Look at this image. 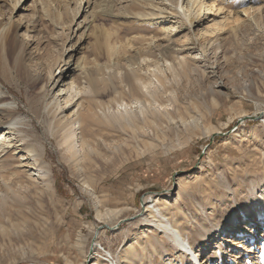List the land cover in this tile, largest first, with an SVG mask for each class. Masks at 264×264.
Returning <instances> with one entry per match:
<instances>
[{
    "label": "rangeland",
    "instance_id": "rangeland-1",
    "mask_svg": "<svg viewBox=\"0 0 264 264\" xmlns=\"http://www.w3.org/2000/svg\"><path fill=\"white\" fill-rule=\"evenodd\" d=\"M247 2L243 26L203 40L198 30L211 18L189 27L182 0H0V24L17 25L15 41L24 46L15 66L0 41L7 69L0 108L17 107L13 117L0 112V169L19 172L15 189L27 192L31 183L36 192L21 204L17 227L6 225L12 239L0 238V264H264V0ZM160 15L165 22L152 23ZM62 45L61 56L44 54ZM162 45L171 48L166 57ZM51 58L49 79L43 65ZM85 99L105 121L121 101L135 114L165 106L174 119L157 136L133 141L126 129L120 141L103 143L87 182L80 129L71 123ZM62 126L75 131L76 156L61 144ZM142 140L155 146L146 151ZM12 179L0 178V197ZM147 197L194 256L158 227L138 234L148 226L140 216H151ZM112 209L122 215L109 226L97 214ZM243 223L250 228L236 231Z\"/></svg>",
    "mask_w": 264,
    "mask_h": 264
},
{
    "label": "bare ground",
    "instance_id": "bare-ground-1",
    "mask_svg": "<svg viewBox=\"0 0 264 264\" xmlns=\"http://www.w3.org/2000/svg\"><path fill=\"white\" fill-rule=\"evenodd\" d=\"M81 1L82 0H76V3L80 4ZM247 1L248 0H182L180 7H181V12L183 14V17L185 21L188 22L189 27L192 24H194V22L199 23L202 19L211 18L208 20L210 23L207 26L201 27L197 33L199 38H202L203 40H209L217 33L226 31L227 28L225 27L230 26L232 23L234 25L240 24L239 27L243 26V24H241L243 21L242 19L244 18L247 10L249 9ZM17 2L18 0H15V3L13 4H17ZM130 5L132 7H138V4L135 2H132ZM175 12L178 13L177 10ZM98 15L96 13H93L92 19H94L95 16H98ZM174 15L176 14L174 13ZM173 16L170 15L169 17H173ZM165 17H168V15L161 16L160 18L158 17L160 20L156 19L154 22L152 21V23H154L155 25L163 24L165 22V19H164ZM8 21L9 22L0 24L1 45L5 47V55L14 57L13 60H14L15 66H21L22 65V52L24 51V46L21 43H17L15 41L16 35H15L14 28L17 29V25H13V22L11 20H8ZM157 27L159 28V30H165L163 26H160V27L157 26ZM231 32H235V28L232 29ZM190 44L195 45V40L192 39ZM159 49L162 52V54L166 57L168 56V52L170 51L171 48L170 46L162 45ZM63 52L65 53V50H63V45H62V46H59L56 50H52V51L46 50L44 54L46 56H53L54 58H56L57 56H61ZM70 57H74V54L71 53L69 55V58ZM54 58H51L50 60H46L43 65L44 68L46 69V74L49 79L53 77L52 68H54L57 64V61H55ZM59 61H60V57H59ZM69 63L67 62L65 64L68 66ZM180 66L183 69H185V64L181 63ZM74 68L76 70L82 69V65L78 62L77 59H75L74 61ZM0 71L7 74V69L2 64H0ZM84 78L87 79V82L92 87L93 85L92 80L89 77H84ZM73 79H74L73 81L75 82L78 80L76 76ZM150 83L151 81L143 83V84L141 83V84L143 85V87L147 88V84H150ZM60 91L62 92L63 89ZM132 91L141 92V89L138 84H135L132 88ZM2 99L3 98L0 95V101ZM97 106L98 104H96L92 99L80 100L79 103H77V107L75 109L76 119L71 122L72 124L77 122L78 128L80 129V135H81L80 145H81V148L84 149L83 154L81 155L80 158L83 159L84 162H86L87 164L83 168L85 176H86L85 177L86 181L91 179L89 177L90 175L88 172L89 170H91L97 158L101 156L100 155L101 149H102L101 147H103L102 146L103 143L112 144L113 143L112 139H114V141H120V138L118 137L120 136V133L122 131H125L126 129L131 131L130 135H135L131 137L133 141H136V140L138 141L139 136H143L146 138L150 137V135L157 136L158 134H161L162 132H164L163 130L165 128L164 124H167L174 119L172 113H170V111L165 106L163 107L161 111L159 110L160 108L157 109L156 112L150 111V110L143 111L141 109L140 110L141 114L140 113L135 114L136 112H134L131 109L132 107L129 103L121 101L117 103V108L119 112H116L110 115L109 117H106V121H105V120H101L100 117L98 116V113L96 111ZM16 111H17V107L0 108L1 113L3 112L6 115L11 116V117L15 115ZM181 113H183V111H180V115ZM262 123H264L263 120H262ZM78 128H74V129H78ZM61 130H62L61 131V136H62L61 144L65 146V149L68 150L69 153H71V157L76 156L77 151L74 149V146L70 140L71 135L75 136V131L70 132L69 130L65 128V126L64 127L62 126ZM237 137L240 138L241 134L238 133ZM129 146H130L129 142L124 141V147H129ZM142 146L147 147L145 149L147 151L150 149L149 147L155 146V145H153V143H149L148 141L142 140ZM116 147H123V146L119 145ZM114 150L118 152L120 148L119 150L118 148H115ZM250 165H252V163H250ZM8 174L12 175L13 177L12 180L14 181H12L11 183L10 182L6 183L5 181L3 182L4 188L6 190L4 192V195L0 197V231H2V235L0 238H5V237L11 238L12 237L11 235H9V233H7L5 229L7 228L6 225L11 226L12 228L17 227V225L19 224V218L21 216L23 217L24 215V212H22L21 204L29 203L30 200H32L33 197L36 196V192L34 195V193L30 189L31 183H29L28 187L26 186V188L28 189L27 192H20V190H18L17 188L15 189V186L19 185L16 183V180H15V178H19L18 171H13L11 169H6V170L0 169L1 179H6ZM187 178L188 177L186 176L185 179ZM177 181L179 184L180 180H177ZM36 187L37 186H35V188ZM46 187L50 188L49 182H47ZM31 192L32 194H30ZM239 192L236 193L235 195L238 196ZM7 198H10L11 200H13V202L9 203L7 201ZM150 199L152 198L150 197ZM150 199L147 197L144 200L145 203H147L149 214L151 215L150 218H148L146 215L140 216L142 221H145L148 226L140 230L138 234L140 236H144L148 232L150 233V227H155V228L158 227L160 229V232L163 235H165V237L168 238L171 241V243L179 251L186 253L188 256H194V250L192 247L193 245H191L190 241L187 240V237H185L183 233L179 232V230L175 227L174 223L169 221L164 214L157 211V205L155 204L154 200L152 201ZM261 211H262L261 209H256L250 212L249 214L254 215L255 213H260ZM121 215H122L121 210H113V209L105 210V212L103 211L97 214L98 218L104 219L105 220L104 223L109 226H112L114 224V223L112 224L109 223L111 222L113 218L119 217L120 219ZM258 215H254L252 218L256 219L257 217H259ZM247 227L250 228V226L247 223H243V225L239 226L236 229V231L239 229L243 230ZM14 232L16 233L15 229H14ZM95 244L97 246V241ZM126 256H123L122 261H126V258H127ZM114 264H120V263H117L116 261H114Z\"/></svg>",
    "mask_w": 264,
    "mask_h": 264
},
{
    "label": "water",
    "instance_id": "water-1",
    "mask_svg": "<svg viewBox=\"0 0 264 264\" xmlns=\"http://www.w3.org/2000/svg\"><path fill=\"white\" fill-rule=\"evenodd\" d=\"M217 134V133H214V135ZM219 134V133H218Z\"/></svg>",
    "mask_w": 264,
    "mask_h": 264
}]
</instances>
